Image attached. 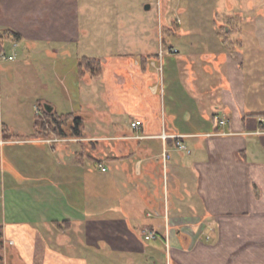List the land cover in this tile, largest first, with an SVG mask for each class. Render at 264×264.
Returning a JSON list of instances; mask_svg holds the SVG:
<instances>
[{
  "label": "crops",
  "instance_id": "1",
  "mask_svg": "<svg viewBox=\"0 0 264 264\" xmlns=\"http://www.w3.org/2000/svg\"><path fill=\"white\" fill-rule=\"evenodd\" d=\"M219 1L189 0L186 26L171 25L166 40L160 30L159 52L178 50L159 57L161 69H131L130 61L117 68L106 131L91 132L86 116L81 136L37 141L34 124L29 136L7 126L5 139L0 129L6 264H264V10L251 2L236 31L224 26L227 41H237L232 48L218 36ZM90 7L88 0H0V33L18 34L12 44L49 57L40 66L60 78L62 107L70 109L62 114H84L79 102L94 107L108 61L116 65L118 55L101 77L79 71L83 102L73 97L68 65L57 61L75 56L70 68L79 70L85 57L99 58L78 51L93 35L84 18ZM167 58L176 59L186 98L166 88ZM13 147L33 150L16 156ZM29 152L41 167L31 166Z\"/></svg>",
  "mask_w": 264,
  "mask_h": 264
},
{
  "label": "rangeland",
  "instance_id": "2",
  "mask_svg": "<svg viewBox=\"0 0 264 264\" xmlns=\"http://www.w3.org/2000/svg\"><path fill=\"white\" fill-rule=\"evenodd\" d=\"M251 2L259 7L261 11L264 10V0H220L214 6V18L217 24L219 26L222 25L224 14L238 17L240 11L246 10ZM88 4L91 6L89 8L90 13L88 12L84 18L85 21L88 19L87 22H89L91 27L93 26L91 30L93 35H91L89 41H85L79 46L78 51L91 57L101 58L104 61V70L106 69L105 62L109 58H113L114 55L118 56L115 58L116 61L114 60L116 62L115 67H113L112 63L114 62L111 61L112 59L108 61L111 71L108 75H105L103 84L99 83L100 97L95 100L94 107L82 110L78 106L80 105L79 102L76 104V110L84 114L74 115L81 117L83 121L86 116V127L91 132H94L97 128L106 131L108 118L112 112L111 108H109L106 93L110 90L108 88L110 83L108 84V82H111L113 79V73H117V68L124 70V66L126 67L127 63H129H126V61H130L131 69L134 67L138 70L141 68L161 69L159 57L161 59L166 54L172 53L168 51V48L175 47L163 45L159 52V43L161 42L160 30H162L164 40H166L167 36L174 34L171 25L178 27L181 25L178 22H184L182 27L186 26L189 20V0H88ZM147 5H150L151 8L146 9ZM206 21L209 20L206 19ZM168 24L170 28H168ZM176 40V38H173L171 41L176 42ZM29 49L25 44L18 43V46L15 47L10 41H6L5 50L8 53L16 54V60L6 63L0 62L3 63L0 66V129L8 126L12 132L21 136L31 135L37 114L41 115L45 120V129L52 132V124L47 119L48 117L43 115V111L38 108V103L49 104L52 101L55 102L59 111V113L56 111L58 114L70 111L69 108L62 107L66 103L64 94H60L58 90L60 78H51L45 75L40 66L43 63H49V57H46L42 53H34ZM146 50H148V53ZM144 57H147V59L145 60ZM73 58L75 56L66 61L58 60L57 63L59 65H68V68L65 70L69 76L66 83L73 97L80 100V84L82 83L77 77L79 70L75 69L74 66L72 69L70 68L71 63L73 64V61H75ZM175 60L170 61L168 58L165 60L166 88L175 87L186 98L185 88L181 89L180 80H177L179 79L178 73L173 71ZM179 66L180 64L177 62L176 67L179 68ZM169 76L173 77V79L169 78ZM172 80H176V82ZM46 81L53 83V87L55 86L56 90L52 92L47 91V88L43 85ZM89 88L87 85H84L85 90ZM170 99V94H167V103H169ZM80 101L83 102L82 100ZM72 123V117L62 122L61 124L63 125H59V128H62L61 132H64L66 135L73 134ZM7 132V135H9V129ZM83 132L85 133L84 129H82ZM40 139H37V141ZM46 139L48 138L44 140ZM41 140L44 141L43 139ZM86 143L87 141L84 142V144ZM27 150L32 151L33 149L30 147L18 149L13 147L11 154H16V156L17 154L22 155V153L28 152ZM102 151L104 150H101V153ZM29 153L31 155L30 160H32L30 162L31 166L33 168L41 167L43 159H40L32 152ZM86 161L92 166L94 165L93 161L89 159ZM3 264H6L4 255Z\"/></svg>",
  "mask_w": 264,
  "mask_h": 264
},
{
  "label": "trees",
  "instance_id": "3",
  "mask_svg": "<svg viewBox=\"0 0 264 264\" xmlns=\"http://www.w3.org/2000/svg\"><path fill=\"white\" fill-rule=\"evenodd\" d=\"M224 22H222V25L219 26V34L218 36H221V38L224 40V42H227V45L232 48H235L237 45V41H231L230 43L227 41V35H226V25H228L231 30L234 32L237 29V25L239 22L238 17L234 16H229V17H224L223 19ZM173 31L174 29L171 28ZM16 41L19 40V35L15 33H10V32H3L0 33V50L1 52H7L5 50V42L6 41ZM144 59L146 60L147 57ZM80 73H90L93 77H101L104 73V62L101 60V58H88L85 57L79 64L78 66ZM50 105V104H49ZM38 108L43 111V115H46L50 122L52 124V132H49L47 129H45L46 124L45 120L41 115L37 114V117L35 119V137H46L50 138L52 134L56 135L59 138L65 137V133L61 132L62 128H59V125L62 126V122L69 120V118L72 117L73 123L71 124L73 126V136H81L84 134L82 133V129H84L85 122L82 120L81 117L75 116L74 113H68V114H58L56 113L55 110L49 112L45 108V103H38ZM3 133L5 139H8V135L6 134V127H3ZM86 152V151H85ZM3 228L0 226V264H3Z\"/></svg>",
  "mask_w": 264,
  "mask_h": 264
},
{
  "label": "built area",
  "instance_id": "4",
  "mask_svg": "<svg viewBox=\"0 0 264 264\" xmlns=\"http://www.w3.org/2000/svg\"><path fill=\"white\" fill-rule=\"evenodd\" d=\"M13 45L15 47H17L18 46V43L17 42H13ZM168 51L169 52H172V53L178 52V50L176 48H172V47L171 48H168ZM14 60H16V55L14 53L1 52V50H0V62H4V61H14ZM141 125H142L141 122L136 121V122H133L132 127L135 128V129H137ZM165 137H173V136L165 135ZM178 145H179V148H183V149L186 148L185 145L184 144H181L180 142H178ZM165 156L166 157H170V155H168V154H166ZM99 167L104 172L107 170V168L103 164H100ZM155 237L156 236L154 234H149L148 236H146L147 239H151V238H155ZM207 239H210V236H207Z\"/></svg>",
  "mask_w": 264,
  "mask_h": 264
},
{
  "label": "water",
  "instance_id": "5",
  "mask_svg": "<svg viewBox=\"0 0 264 264\" xmlns=\"http://www.w3.org/2000/svg\"><path fill=\"white\" fill-rule=\"evenodd\" d=\"M150 8H151L150 5H147V6H146V9H150ZM45 108H46L49 112L53 111V107H52L51 105H49V104H45Z\"/></svg>",
  "mask_w": 264,
  "mask_h": 264
}]
</instances>
